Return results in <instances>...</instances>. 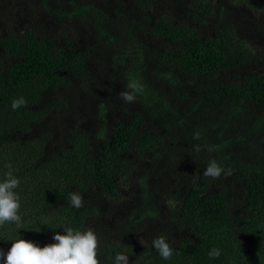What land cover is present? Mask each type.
<instances>
[{"label":"trees","instance_id":"1","mask_svg":"<svg viewBox=\"0 0 264 264\" xmlns=\"http://www.w3.org/2000/svg\"><path fill=\"white\" fill-rule=\"evenodd\" d=\"M30 6L37 23L16 25L0 0V182L11 164L22 223L1 248L92 228L100 264H264V0ZM212 159L232 174L204 176Z\"/></svg>","mask_w":264,"mask_h":264},{"label":"clouds","instance_id":"2","mask_svg":"<svg viewBox=\"0 0 264 264\" xmlns=\"http://www.w3.org/2000/svg\"><path fill=\"white\" fill-rule=\"evenodd\" d=\"M126 88V91L120 93V97L128 103L135 102L137 94L144 91L143 86L137 81H130ZM26 104L27 101L23 97H19L13 99L11 107L15 111ZM194 138L198 139L199 137ZM196 150L199 151L198 146H196ZM211 150L209 148V151ZM7 168L9 171L6 173V178L0 182V226L8 222L22 227L21 216L18 215L21 207L20 197L14 191L20 181L13 175L12 165L8 164ZM222 174L231 175L232 169L226 170L215 159L209 161L203 172L204 176L213 179H219ZM69 203L71 207L80 209L84 207L85 201L81 193L73 191L70 194ZM64 231L65 234L56 233L53 236L54 243L46 244L43 247L20 237L12 242L7 252L0 248V262L2 264H100L98 258L100 241L94 229L88 228L85 231H80L65 227ZM151 243L161 258L171 259L174 248L165 236H158ZM220 255V249L215 247L208 253L210 259L219 258ZM129 257L126 253H116L113 257V264H129ZM132 264H136V262L133 261Z\"/></svg>","mask_w":264,"mask_h":264},{"label":"rangeland","instance_id":"3","mask_svg":"<svg viewBox=\"0 0 264 264\" xmlns=\"http://www.w3.org/2000/svg\"><path fill=\"white\" fill-rule=\"evenodd\" d=\"M12 3L16 6V13L19 15L18 19H15L14 22L16 23V25H21V24H25L27 23L29 20H31L32 22L37 23L36 19L34 17H30L29 18V13L31 11H33L32 6H30V0H12ZM15 9V8H14ZM37 14V12H36ZM83 30H80V34H83ZM81 34V35H82ZM64 96V95H62ZM123 185H126L124 187L125 190H127L129 188L128 185V181L125 180L123 182ZM3 243L0 241V248L3 247Z\"/></svg>","mask_w":264,"mask_h":264}]
</instances>
